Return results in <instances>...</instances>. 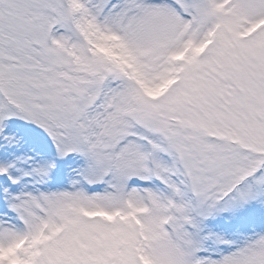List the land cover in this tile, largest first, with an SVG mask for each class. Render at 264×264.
I'll use <instances>...</instances> for the list:
<instances>
[{
	"label": "snow or ice",
	"instance_id": "snow-or-ice-1",
	"mask_svg": "<svg viewBox=\"0 0 264 264\" xmlns=\"http://www.w3.org/2000/svg\"><path fill=\"white\" fill-rule=\"evenodd\" d=\"M0 264H264V0H0Z\"/></svg>",
	"mask_w": 264,
	"mask_h": 264
}]
</instances>
